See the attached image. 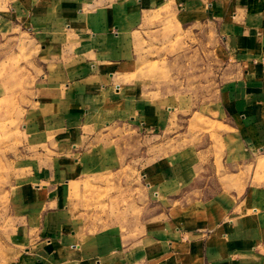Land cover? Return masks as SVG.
<instances>
[{
  "label": "crops",
  "instance_id": "obj_1",
  "mask_svg": "<svg viewBox=\"0 0 264 264\" xmlns=\"http://www.w3.org/2000/svg\"><path fill=\"white\" fill-rule=\"evenodd\" d=\"M15 2L59 53L24 126L30 148L46 161L37 183L9 192L11 264H264V0ZM165 6L183 23L200 20L230 61V83L219 90L224 158L232 175L250 171L251 180L241 193L203 190L192 199L201 193L194 190L198 177L188 179L181 164L163 157L142 171L143 188L157 203L150 219L98 230L79 194V184L100 170L89 150L98 131L119 122L157 131L174 114L168 99L128 80L134 57L126 38L145 13ZM72 203L81 207V222ZM190 203L200 204L196 221L184 212L196 207Z\"/></svg>",
  "mask_w": 264,
  "mask_h": 264
},
{
  "label": "rangeland",
  "instance_id": "obj_2",
  "mask_svg": "<svg viewBox=\"0 0 264 264\" xmlns=\"http://www.w3.org/2000/svg\"><path fill=\"white\" fill-rule=\"evenodd\" d=\"M122 1L93 0L104 7ZM143 18L137 32L126 38L134 57L128 80L141 81L155 96L168 99L174 114L157 131L129 122L98 131L102 135L89 150L100 170L79 184L84 211L98 230L124 229L150 219L157 203L143 188L142 171L163 157L181 164L188 179L198 177L194 190L201 193L192 194V199L202 198L203 190L241 193L251 180L250 171L232 175L233 168L225 163L222 133L227 128L218 122L219 90L230 83L226 70L230 61L221 54L219 43L206 36L200 20L195 27L183 23L171 7L145 13ZM38 30L14 0H0V264H11L14 256L9 192L16 184L37 183L46 161L30 148L24 132L37 91L58 61L59 51L51 50ZM159 202L168 213L170 202L166 198ZM190 205L196 207L184 212L196 221L200 204ZM71 206L81 222V207Z\"/></svg>",
  "mask_w": 264,
  "mask_h": 264
}]
</instances>
